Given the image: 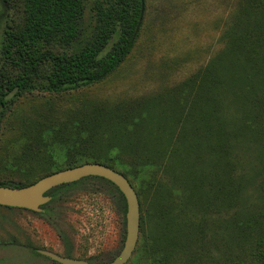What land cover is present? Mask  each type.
Here are the masks:
<instances>
[{
	"label": "rangeland",
	"instance_id": "rangeland-1",
	"mask_svg": "<svg viewBox=\"0 0 264 264\" xmlns=\"http://www.w3.org/2000/svg\"><path fill=\"white\" fill-rule=\"evenodd\" d=\"M145 4L133 52L106 81L67 94L34 92L15 100L0 125V181L31 183L64 169L76 146L105 149L101 131L90 126L108 118L131 123L143 109L139 101L151 98L154 112L143 138L156 140L151 143L158 153L155 165L140 173L131 157H119L141 211L138 246L127 264H153L154 258H163L157 264H253L237 225L255 217L264 226V145L230 135L223 151L213 152L212 143L216 76L230 62L233 32L264 26V0ZM22 18L19 4L0 0V50L5 31ZM227 103L224 115L232 119L240 104L230 98L222 105ZM174 119L181 123L173 124ZM197 119L211 128L210 153ZM80 138L83 145H77ZM42 210L0 206V264H58L39 250L104 264L124 246L120 195L103 180L84 178ZM165 250L170 253H159Z\"/></svg>",
	"mask_w": 264,
	"mask_h": 264
},
{
	"label": "trees",
	"instance_id": "trees-1",
	"mask_svg": "<svg viewBox=\"0 0 264 264\" xmlns=\"http://www.w3.org/2000/svg\"><path fill=\"white\" fill-rule=\"evenodd\" d=\"M13 1L22 7L23 18L18 25L5 31L1 44L0 125L21 95L34 92L61 95L106 81L133 52L146 13L145 0L144 3L142 0ZM230 48V62L221 67L216 76L214 120L217 129L212 143L213 152L219 147L223 151L230 135L234 136V141L244 139L257 142L258 147L259 144L264 145V26L248 28L239 35L233 32ZM230 98L240 105L236 107L234 117L227 119L224 112L229 103L222 104L230 101ZM139 103L144 105L143 109L138 111L137 118L131 123L124 119L111 122L107 121L108 118L91 125L90 129L101 131L105 149L91 145L76 146L77 153L64 169L100 163L122 173L130 181L126 166L119 162L120 156L131 157L138 164L140 173L154 166L153 156L158 157V153L153 151L151 143L156 140L143 138L147 117L154 112V103L151 98L142 99ZM203 120L197 119L200 124L196 125V129L200 131V140L204 141L206 151L210 153L211 128L203 126L200 122ZM158 121L155 127L160 131ZM180 123V119H174L173 124ZM81 133L79 131V137ZM80 140L81 143L77 145L84 143V139ZM203 175L205 177L207 174ZM91 178L103 180L117 190L126 221L127 202L121 191L106 179ZM195 179L202 182L201 176ZM38 180L31 183L0 181V186L22 188ZM77 183L58 186L46 195L54 200L61 190ZM255 219L237 226L246 240L244 247L247 246L253 264H264V226ZM159 253L168 254L170 251ZM160 259L163 262V258ZM160 259L154 258L153 264L159 263Z\"/></svg>",
	"mask_w": 264,
	"mask_h": 264
},
{
	"label": "water",
	"instance_id": "water-1",
	"mask_svg": "<svg viewBox=\"0 0 264 264\" xmlns=\"http://www.w3.org/2000/svg\"><path fill=\"white\" fill-rule=\"evenodd\" d=\"M144 3V0H142ZM87 177H99L113 183L124 195L127 202L126 239L119 255L105 264H127L132 258L139 241L141 211L138 194L122 173L100 163H86L49 174L37 182L22 188L0 186V206L22 208L42 212V206L51 201L46 195L50 190L64 184L78 182ZM41 255L58 264H90L85 260L61 256L48 250H39Z\"/></svg>",
	"mask_w": 264,
	"mask_h": 264
},
{
	"label": "flooded vegetation",
	"instance_id": "flooded-vegetation-1",
	"mask_svg": "<svg viewBox=\"0 0 264 264\" xmlns=\"http://www.w3.org/2000/svg\"><path fill=\"white\" fill-rule=\"evenodd\" d=\"M43 211V210H42ZM121 252V251H120ZM119 252V253H120ZM119 253L116 255V257L119 255ZM66 257H71V256H66ZM116 257H114L112 260H114ZM71 258H75V259H79V260H85V261H87V262H89L90 264H97V263H93L92 261H90V260H88V259H85V258H81V257H71ZM51 260V259H50ZM112 260H110V261H112ZM109 261V262H110ZM108 263V262H107ZM105 264V263H104Z\"/></svg>",
	"mask_w": 264,
	"mask_h": 264
}]
</instances>
